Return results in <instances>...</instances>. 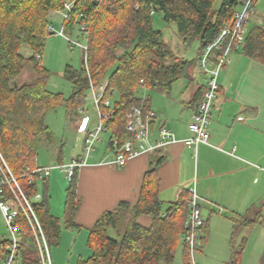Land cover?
Segmentation results:
<instances>
[{"label":"trees","instance_id":"obj_1","mask_svg":"<svg viewBox=\"0 0 264 264\" xmlns=\"http://www.w3.org/2000/svg\"><path fill=\"white\" fill-rule=\"evenodd\" d=\"M68 1L73 5L66 17L62 14L64 35L84 36L81 25L86 26L91 76L99 80L107 76L109 88L105 99L119 93L107 124L109 150L114 138L122 142L128 137L124 118L130 109L141 105L150 109L149 96L143 97L142 89L168 93L198 63V57L184 59L171 50L163 31L155 26L154 15L161 12L165 21L174 23L186 43L198 39L200 53L225 25L233 24L242 2L222 0L214 10L216 0H0V151L31 201L51 249L60 245L63 227L61 218L51 210L49 177L41 181L38 175H33L31 182V174H23L39 166L40 147H50L58 139L46 121V114L63 105L74 120L81 116L79 108L86 103L90 80L84 57L80 68L72 65L65 68L64 76L72 87L69 97L48 89L50 70L42 63L46 39L55 33L51 18L64 13ZM253 2L256 6L257 0ZM25 46L30 49L29 54L22 51ZM241 49L264 64V25L250 24ZM27 74L29 77L25 78ZM55 149L61 161L62 148ZM162 160L160 157L157 164ZM77 174L66 191L64 221L68 228L78 227L75 217L81 199L77 194ZM38 193L41 198H36ZM190 195L189 189L183 191L179 199L165 208L155 164L146 171L134 205L121 201L97 218L87 240L92 253L88 258L80 257L77 264H172L182 244L184 264H189L183 235L187 231ZM11 196L8 191V197ZM256 214L238 223L263 224L262 212L258 210ZM142 215L152 217L149 225L139 221ZM17 222L21 226L17 264H43L39 233L22 211ZM6 241L7 238L0 242V261ZM242 252V245L234 248L233 262H240Z\"/></svg>","mask_w":264,"mask_h":264},{"label":"crops","instance_id":"obj_2","mask_svg":"<svg viewBox=\"0 0 264 264\" xmlns=\"http://www.w3.org/2000/svg\"><path fill=\"white\" fill-rule=\"evenodd\" d=\"M257 15L261 17L258 13ZM198 55L199 49L195 58ZM206 79L207 76L196 63L188 75L174 83L170 92L154 100L149 97L150 109L156 113L151 132L154 142L158 140L162 126L170 128L180 139L190 136L189 123L203 97ZM177 83L186 85L173 98ZM219 83L220 91L210 119V144H200L196 151L184 142H176L156 151L140 154L124 167H116L106 163L110 154L107 147L109 134L106 132L107 137H102L100 141L103 147H97L89 164L78 170L77 194L81 199L75 217L78 227L68 228L65 225L63 203L67 193L61 195V191H57L61 188V179L62 182L64 180L61 177L63 172L58 169L51 171L48 178L51 210L61 218L63 227L61 243L55 249L71 248L74 254L67 259L68 264H77L80 257L88 258L91 255L92 251L87 245L88 236L103 212L115 208L121 201H128L131 205L138 201L145 173L155 164L160 178V198L164 204L176 201L183 191L194 184L198 194L204 199L202 213L208 222L202 231L206 250L203 247L198 254L202 264L218 262L216 254L211 251L214 248L211 242L216 232L212 227L211 217L216 213H228V218L233 223L232 228L230 224L226 226L224 236L228 240L227 246L219 248L223 252L228 247L230 251V255L223 257V260L226 258L224 263L241 264V260L244 261L251 237L243 235L242 241L237 244L235 236L243 228L254 231L257 224L241 226L239 223L255 217L258 210L262 212L264 220V64L251 59L239 48L233 52L232 62L220 73ZM85 115L90 120L89 126H93L98 120L93 121L85 110L84 114L74 119L78 133H81L77 128ZM84 142L85 137L81 145L82 153ZM72 145L76 146L73 142ZM81 152L73 155L79 156ZM160 157L163 160L158 165ZM70 158L66 161L63 158L58 160L59 164L68 163ZM57 192H60L58 199ZM220 207L223 209L221 212ZM139 221L149 225L152 217L142 215ZM6 237L7 228L0 211V242ZM260 244L264 246V241ZM241 245V260L239 263L233 262V250ZM56 256L59 257L58 254ZM254 264H264V260H256Z\"/></svg>","mask_w":264,"mask_h":264},{"label":"built area","instance_id":"obj_3","mask_svg":"<svg viewBox=\"0 0 264 264\" xmlns=\"http://www.w3.org/2000/svg\"><path fill=\"white\" fill-rule=\"evenodd\" d=\"M240 9L235 12L234 22L231 26L225 25L216 39L204 47L198 55V65L207 76L203 97L194 111L189 123L190 136L180 139L168 127L162 126L159 131L157 141L152 140V123L156 117L155 111L151 108L145 110L143 105L134 106L124 118L125 128L128 137L124 141L119 138L113 139V148L110 149L109 158L106 163L124 167L130 160L140 154L150 153L168 144L184 142L188 147L197 150L200 144H210V119L215 107L218 93L220 91L219 76L220 73L232 62V55L244 44L246 34L251 23L264 25L263 18L256 12L254 0H241ZM73 2H65L64 17L67 11L71 9ZM154 13V10L151 11ZM81 31L87 40L88 31L85 25H81ZM72 46H79L84 51L86 62V72L89 76L90 86L85 97L86 101L93 105L97 114V122L89 126V118L85 115L78 128V131L85 133V142L83 153L74 156L68 163L59 164L57 167L64 172L65 177L71 181L79 169L89 164V160L96 150L97 144L102 140L103 134L107 132V124L113 116L111 109L113 102L111 98L105 99V93L109 88L108 79L99 80L92 78L91 69L88 64V41L83 44L59 32ZM143 80H141V85ZM86 102V103H87ZM81 114L85 113V108H79ZM54 165L38 166L29 170L23 175L31 174L30 181L33 182V175H38L39 180L48 178ZM8 191L11 197H8ZM189 212L186 220L187 231L183 235V242L186 246L189 258V264H199L196 260V253L199 252L204 243V237L201 235V229L206 226L207 218L202 213V201L204 200L197 192L196 186L190 189ZM36 198H41V194H36ZM223 209L220 207L219 211ZM0 211L3 215L4 223L7 228V241L2 245L3 256L0 264H17L21 246V226L17 222V217L22 211L33 226L35 232L39 233V246L43 264H54L51 248L41 229L38 217L34 211L31 201L22 191L17 177L12 173L4 156L0 151ZM36 228L38 230H36Z\"/></svg>","mask_w":264,"mask_h":264},{"label":"rangeland","instance_id":"obj_4","mask_svg":"<svg viewBox=\"0 0 264 264\" xmlns=\"http://www.w3.org/2000/svg\"><path fill=\"white\" fill-rule=\"evenodd\" d=\"M222 0H216L214 5V10H217L221 5ZM256 9L257 13L263 18L264 16V0H257L256 3ZM155 26L162 30L164 33V39L170 46L171 50L177 55L184 59L192 60L196 57L198 49L200 47V42L198 39L192 41L191 43H186L183 39V37L178 32V29L174 23H169L163 19V14L161 12H157L155 15ZM52 23L54 25V31L55 33L48 36L46 39L45 47L42 53V63L49 68L50 70V77L48 79V89L53 92H61L66 97H69L72 93V87L71 83L65 78V68L67 65H72L75 68H80L83 63V57H84V51L81 47L75 45L72 46L69 40H67L63 35H60L59 32L63 30L61 21L63 20L62 14H54L51 18ZM264 20V19H263ZM252 26V23H251ZM71 39L75 41H79L80 43L85 44L87 42L86 38L84 36L79 35L77 33H74L70 36ZM22 51L25 54L30 53V49L25 46ZM29 77V74L25 76V78ZM103 79H107V76ZM185 83L187 84L186 79H184ZM182 82V81H181ZM185 84V85H186ZM183 83H177L175 90L173 91V98L179 95L184 87ZM164 93H160L157 91H151L147 89L141 90V95L143 97L149 96L151 98H160ZM119 93L114 92L113 96L111 97V101L114 102L116 99H118ZM87 102V101H86ZM86 112L90 114L93 121L97 119V114L95 112V108L93 105H90V103L87 102V105H83ZM82 115V114H81ZM77 118V117H76ZM46 121L48 125L51 127L52 131L56 134V137L58 138L56 140V143L50 147H47L46 145H42L39 150L37 163L38 164H49L54 165V168H57L59 172L61 171L59 167V161H58V154L56 151V147L60 146L63 151V159L69 160V158L74 154L77 155L79 152H81V145L83 143L85 134L84 133H78L75 125L74 120L67 115V109L65 106L61 105L58 106L56 109L50 110L46 114ZM104 139L107 137L106 133L103 134ZM72 142L76 144V146L72 145ZM102 143L99 142L97 144V147L101 145ZM82 153V152H81ZM94 153V152H93ZM73 155V156H74ZM72 158V157H71ZM70 158V159H71ZM62 172V171H61ZM61 177L64 178L63 182L62 179L60 181V187L57 189V191H61V195L66 192L67 187L69 186L70 181L65 177L64 172L62 173ZM60 192L56 193V198L59 197ZM66 200H64L65 203ZM63 203V205H65ZM167 203L164 204V207H167ZM218 210V209H217ZM211 224L213 229L216 231L213 237V241L211 242V246L214 247L211 251L216 254V260H218L217 264H225L224 260L227 255H230V251L228 250V247H225L226 249L222 252L219 248L227 246L228 240H226V226L229 225L232 228V221L230 218H228V213L224 214H213L211 217ZM230 228V229H231ZM204 228L201 229V235H203L202 231ZM247 235L251 237V243L246 250L245 253V259L244 261L241 260V264H254L256 260L263 259L264 260V246L260 244L264 241V226L262 224L255 225V230L252 231L247 228H243L241 231L238 232V235L235 236V241H237V244H239L242 240V236ZM227 241V242H226ZM221 245V246H220ZM58 245H54L51 249L54 263L55 264H68L67 259L71 257L73 251H71V248L69 247L67 250L61 248V249H55ZM204 247V244L202 248ZM201 248V249H202ZM206 250V245H205ZM203 248V249H204ZM216 250V251H215ZM201 251L197 252L195 257L197 262L202 264L201 260L198 257V254ZM184 251H183V244L179 245L175 260L173 264H182L184 261ZM204 253V252H203ZM56 254L59 255L57 258ZM244 255V253H243ZM61 260V261H60ZM223 260V261H222ZM222 261V262H221ZM57 262V263H56Z\"/></svg>","mask_w":264,"mask_h":264}]
</instances>
